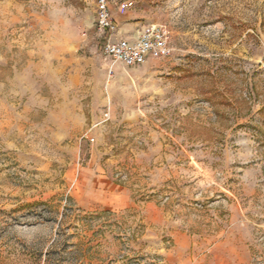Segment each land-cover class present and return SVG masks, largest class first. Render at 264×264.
<instances>
[{"label": "rangeland", "instance_id": "rangeland-1", "mask_svg": "<svg viewBox=\"0 0 264 264\" xmlns=\"http://www.w3.org/2000/svg\"><path fill=\"white\" fill-rule=\"evenodd\" d=\"M96 1L0 0V264H264V0Z\"/></svg>", "mask_w": 264, "mask_h": 264}, {"label": "built area", "instance_id": "built-area-1", "mask_svg": "<svg viewBox=\"0 0 264 264\" xmlns=\"http://www.w3.org/2000/svg\"><path fill=\"white\" fill-rule=\"evenodd\" d=\"M130 4L124 3L123 8ZM98 30L117 33L110 15L108 0L96 1V22ZM110 39L103 45V53L126 68L141 66L149 58H168L172 48L169 44V32L163 25L150 23L142 26L132 38Z\"/></svg>", "mask_w": 264, "mask_h": 264}, {"label": "crops", "instance_id": "crops-1", "mask_svg": "<svg viewBox=\"0 0 264 264\" xmlns=\"http://www.w3.org/2000/svg\"><path fill=\"white\" fill-rule=\"evenodd\" d=\"M126 28H127V27H122V28H120V29L118 28V32H117L116 34L112 35V36H111V39L120 38V37H121V38H127V37H125L124 34H123V33H124V30H127Z\"/></svg>", "mask_w": 264, "mask_h": 264}]
</instances>
